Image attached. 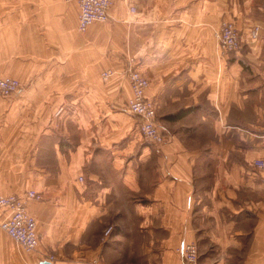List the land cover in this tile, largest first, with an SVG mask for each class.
Masks as SVG:
<instances>
[{"label":"crops","instance_id":"crops-1","mask_svg":"<svg viewBox=\"0 0 264 264\" xmlns=\"http://www.w3.org/2000/svg\"><path fill=\"white\" fill-rule=\"evenodd\" d=\"M250 3L114 0L81 32L75 0H0V73L21 82L0 95V195L43 196L28 204L38 251L0 228V264L48 252L62 264H187V242L198 264H264V168L253 163L264 159V18L247 16ZM222 19L242 38L228 56ZM132 63L150 80L161 145L126 108ZM119 236L126 253L113 252Z\"/></svg>","mask_w":264,"mask_h":264},{"label":"built area","instance_id":"built-area-1","mask_svg":"<svg viewBox=\"0 0 264 264\" xmlns=\"http://www.w3.org/2000/svg\"><path fill=\"white\" fill-rule=\"evenodd\" d=\"M70 1V0H67ZM79 5L78 30L85 32L89 26L96 22H105L110 18V9L114 0H75ZM259 31L256 27L255 33ZM217 48L221 55L228 56L242 47L240 30L233 19H222L215 32ZM133 61V59H132ZM113 69L102 72L104 80L114 74ZM126 77L131 87V96L126 102V108L139 119V131L148 141L161 145L167 140L162 127L157 121V106L155 101L147 96L150 86L148 77L133 63L126 69ZM21 82L18 78L0 73V95L10 96L17 93ZM254 165L264 168V159H255ZM83 180V177H80ZM42 193L34 189L24 194L0 195V228L3 229L26 252H35L40 245L41 237L38 233V224L35 216L30 212V201H40ZM187 264H198L199 250L195 242H187L177 249ZM54 263L52 256L46 258ZM97 260H94L96 264Z\"/></svg>","mask_w":264,"mask_h":264},{"label":"rangeland","instance_id":"rangeland-1","mask_svg":"<svg viewBox=\"0 0 264 264\" xmlns=\"http://www.w3.org/2000/svg\"><path fill=\"white\" fill-rule=\"evenodd\" d=\"M249 1H251V3L249 4V7H248V15L247 16L254 21L256 19H259L262 17L264 18V0H249ZM115 232H116L115 227H113L111 225V223H109V225L107 224V226L103 229V232H102V238L101 239H102L103 244L110 243V241H111L110 238H111L112 234H114ZM118 239L120 241V244L119 245L115 244L117 246V248H115L113 250V252H121V253L124 252V253H126V251H125L126 239L121 238L122 240H120V236L118 237ZM113 241H114V239H112L111 242H113ZM40 244H41V241H40ZM39 247H40V245L38 246V249H39ZM38 249H37V251H38ZM42 256L43 257L45 256L46 258L52 256L54 259V264H62V263H60V262H62L61 261L62 259H60V257L56 256L53 252H48ZM97 258H96V260H97L96 264H102V263L103 264H120L119 262L116 263V261H114V260L109 261L110 259H107L108 260L107 261L104 258H102L101 255H98ZM86 261H88V264H95L94 260H92L90 258H88ZM137 264H139V263H137Z\"/></svg>","mask_w":264,"mask_h":264},{"label":"water","instance_id":"water-1","mask_svg":"<svg viewBox=\"0 0 264 264\" xmlns=\"http://www.w3.org/2000/svg\"><path fill=\"white\" fill-rule=\"evenodd\" d=\"M42 264H52L50 261H44Z\"/></svg>","mask_w":264,"mask_h":264}]
</instances>
